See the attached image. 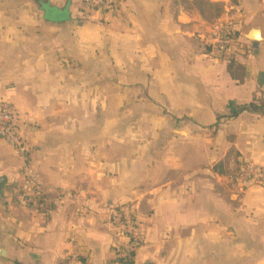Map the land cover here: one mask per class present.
I'll list each match as a JSON object with an SVG mask.
<instances>
[{
	"label": "crops",
	"instance_id": "1",
	"mask_svg": "<svg viewBox=\"0 0 264 264\" xmlns=\"http://www.w3.org/2000/svg\"><path fill=\"white\" fill-rule=\"evenodd\" d=\"M192 1L120 0L99 32L84 0H0V100L29 149L0 139V264L264 263V187L232 180L264 166V0H206L213 21ZM220 19L240 40L226 55L208 37ZM98 74L139 90L135 112L97 111ZM26 165L40 193L20 206Z\"/></svg>",
	"mask_w": 264,
	"mask_h": 264
},
{
	"label": "built area",
	"instance_id": "2",
	"mask_svg": "<svg viewBox=\"0 0 264 264\" xmlns=\"http://www.w3.org/2000/svg\"><path fill=\"white\" fill-rule=\"evenodd\" d=\"M119 3L120 0H84V7L88 12L108 14L115 12ZM209 39L213 50L219 55L231 53L240 42L230 22L222 19L211 26ZM0 139L10 143L20 156H25L29 151L27 138L16 123V110L4 100H0ZM22 175L23 183L17 200L20 206H28L39 195L40 183L36 172L27 165L22 169ZM232 180L242 192L253 186L264 187V166L241 162ZM134 215L128 208L118 207L112 210L110 222L119 226L120 235L130 236L133 244L139 246L143 242V236L133 225Z\"/></svg>",
	"mask_w": 264,
	"mask_h": 264
},
{
	"label": "rangeland",
	"instance_id": "3",
	"mask_svg": "<svg viewBox=\"0 0 264 264\" xmlns=\"http://www.w3.org/2000/svg\"><path fill=\"white\" fill-rule=\"evenodd\" d=\"M180 1L182 3H185L187 0H180ZM192 2L195 4L197 8L201 7L205 9L207 18L210 21H213L212 16L216 14V9H218L216 6H211V5L208 6V3L206 2V0H193ZM85 16H86V20L97 23L99 27L98 28L99 32H104V29H101V28H104V25H106V23L108 24V22H106L108 20L107 15L89 12L88 14H85ZM96 85L97 87L94 91L95 92L94 97L96 99V104H97L96 107H97L98 112L104 109H109L110 107L115 110L120 108L122 98H124L123 100H125L123 102L127 104V108L124 109L125 111L123 113V117L129 116L130 114L135 112L136 108L134 107L132 103L136 99V95H137V92H139V90L133 89L128 95L121 97L120 95L121 90L117 88H113V89L109 88L108 83L106 79L104 78V75L102 76L100 74H98L97 76ZM143 120L144 119H142V116H141L140 120H134V121L128 122L127 129L130 132V137H135V135L137 134L136 131L142 128L141 124L144 122ZM110 124H111V127L113 128L120 127L119 121H116V120H113ZM131 134H133L134 136H131ZM133 139H134L133 141H135L136 138H133ZM132 144L135 145V142L130 141V146L133 148ZM132 159H136V154L135 153L133 154V152H130L128 160L131 161ZM260 264H264V263H260Z\"/></svg>",
	"mask_w": 264,
	"mask_h": 264
},
{
	"label": "trees",
	"instance_id": "4",
	"mask_svg": "<svg viewBox=\"0 0 264 264\" xmlns=\"http://www.w3.org/2000/svg\"><path fill=\"white\" fill-rule=\"evenodd\" d=\"M200 10L203 12H205V10L203 8H200ZM219 9L217 10V12L219 13ZM217 13V14H218ZM235 35L237 36L238 33L235 31ZM259 110V106H257L256 104H250V105H242L239 106L232 114V116H237L238 114L242 113L243 111H258Z\"/></svg>",
	"mask_w": 264,
	"mask_h": 264
},
{
	"label": "water",
	"instance_id": "5",
	"mask_svg": "<svg viewBox=\"0 0 264 264\" xmlns=\"http://www.w3.org/2000/svg\"><path fill=\"white\" fill-rule=\"evenodd\" d=\"M251 38H258V35L253 33V35H250ZM255 46L257 45L256 42L254 44ZM2 180L0 179V184H1ZM0 198H1V193H0ZM0 254L4 255L5 254V250H1L0 249Z\"/></svg>",
	"mask_w": 264,
	"mask_h": 264
}]
</instances>
